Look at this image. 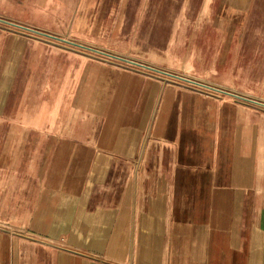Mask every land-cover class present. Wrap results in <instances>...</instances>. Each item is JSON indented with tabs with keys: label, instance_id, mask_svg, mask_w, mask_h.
<instances>
[{
	"label": "crops",
	"instance_id": "crops-1",
	"mask_svg": "<svg viewBox=\"0 0 264 264\" xmlns=\"http://www.w3.org/2000/svg\"><path fill=\"white\" fill-rule=\"evenodd\" d=\"M0 264H264V0H0Z\"/></svg>",
	"mask_w": 264,
	"mask_h": 264
},
{
	"label": "water",
	"instance_id": "water-1",
	"mask_svg": "<svg viewBox=\"0 0 264 264\" xmlns=\"http://www.w3.org/2000/svg\"><path fill=\"white\" fill-rule=\"evenodd\" d=\"M38 32V31H37ZM38 33H41V32H38ZM45 36H49V37H51L52 35H49V34H44ZM56 38V37H55Z\"/></svg>",
	"mask_w": 264,
	"mask_h": 264
},
{
	"label": "rangeland",
	"instance_id": "rangeland-1",
	"mask_svg": "<svg viewBox=\"0 0 264 264\" xmlns=\"http://www.w3.org/2000/svg\"><path fill=\"white\" fill-rule=\"evenodd\" d=\"M59 37V36H58ZM59 38H61V39H65L66 40V38L65 37H59Z\"/></svg>",
	"mask_w": 264,
	"mask_h": 264
}]
</instances>
